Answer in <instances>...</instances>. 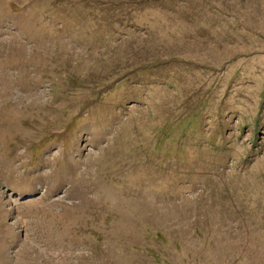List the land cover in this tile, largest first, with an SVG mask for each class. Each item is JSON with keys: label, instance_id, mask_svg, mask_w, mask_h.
Returning a JSON list of instances; mask_svg holds the SVG:
<instances>
[{"label": "rangeland", "instance_id": "374dc122", "mask_svg": "<svg viewBox=\"0 0 264 264\" xmlns=\"http://www.w3.org/2000/svg\"><path fill=\"white\" fill-rule=\"evenodd\" d=\"M0 264H264V0H0Z\"/></svg>", "mask_w": 264, "mask_h": 264}]
</instances>
